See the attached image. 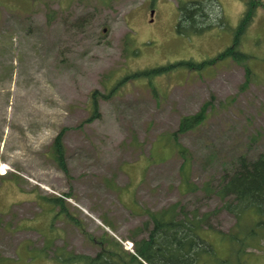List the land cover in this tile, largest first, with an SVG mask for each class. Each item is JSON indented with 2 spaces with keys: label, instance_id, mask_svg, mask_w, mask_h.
<instances>
[{
  "label": "rangeland",
  "instance_id": "obj_1",
  "mask_svg": "<svg viewBox=\"0 0 264 264\" xmlns=\"http://www.w3.org/2000/svg\"><path fill=\"white\" fill-rule=\"evenodd\" d=\"M189 1L0 0V264L96 256L108 238L132 252L148 212L177 203L210 214L201 232L216 258L206 264H264V238L238 255L224 238L237 220L206 189L240 155L264 152V9L242 35L256 74L249 84L233 60L151 84L126 78L229 47L247 0H217L226 27L187 37L176 27L178 4ZM207 102L206 122L178 138L184 164L173 133ZM257 219L248 212L241 226Z\"/></svg>",
  "mask_w": 264,
  "mask_h": 264
},
{
  "label": "trees",
  "instance_id": "obj_2",
  "mask_svg": "<svg viewBox=\"0 0 264 264\" xmlns=\"http://www.w3.org/2000/svg\"><path fill=\"white\" fill-rule=\"evenodd\" d=\"M258 8L264 9L262 0H247L246 11L233 41L217 56L202 61L184 60L163 66L148 68L133 72L126 77L129 80H152L165 73L179 68H187L190 72H201L215 67L219 62L233 60L242 64L246 71V85L251 82V75L255 72L251 66L252 56L241 49L242 35L246 34L253 24ZM179 20L176 31L187 37L199 36L216 27H226L227 23L223 10L217 0H193L178 4ZM241 36V39H240ZM126 42L129 40L127 38ZM128 50V49H127ZM134 55H137L134 52ZM125 78V80H127ZM151 80V81H150ZM108 97V96H106ZM211 103H205L200 110L181 119L179 128L173 133L176 148L184 158L186 164L188 152L180 146L178 138L202 126L211 111ZM97 111V107H95ZM59 146V147H58ZM56 154H64L62 136H58L54 143ZM59 163L60 158L58 157ZM66 170V166L61 164ZM222 201V209L232 214L236 220L237 229L229 232L224 238L237 246L238 255L248 252L250 247L258 244L259 236L264 238V152L256 159L247 154L239 156L231 170H226L220 185L211 189ZM59 202L58 199L54 200ZM252 212L258 221L254 228L241 226L242 218ZM149 220L134 231L133 252L126 251L115 238H108L107 243L96 256L74 253L58 254L60 264H206L216 258L212 244L202 235L204 224H208L210 214L202 218L194 212L190 213L179 203L157 212H148ZM210 227V224H208ZM230 243V242H229ZM230 243V244H231ZM232 245V244H231ZM233 248V246H232ZM234 251V250H233ZM214 263V262H213ZM216 264V263H214ZM242 264V262H239Z\"/></svg>",
  "mask_w": 264,
  "mask_h": 264
},
{
  "label": "bare ground",
  "instance_id": "obj_3",
  "mask_svg": "<svg viewBox=\"0 0 264 264\" xmlns=\"http://www.w3.org/2000/svg\"><path fill=\"white\" fill-rule=\"evenodd\" d=\"M3 168H6L5 166H3Z\"/></svg>",
  "mask_w": 264,
  "mask_h": 264
}]
</instances>
